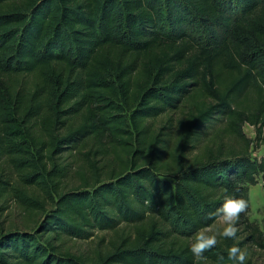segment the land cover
Returning a JSON list of instances; mask_svg holds the SVG:
<instances>
[{
	"label": "trees",
	"instance_id": "trees-1",
	"mask_svg": "<svg viewBox=\"0 0 264 264\" xmlns=\"http://www.w3.org/2000/svg\"><path fill=\"white\" fill-rule=\"evenodd\" d=\"M246 124L264 144V0H0V200L56 194L0 232V264H232L234 243L258 264L264 223L244 214V237L188 251L264 185ZM78 162L95 180L60 191Z\"/></svg>",
	"mask_w": 264,
	"mask_h": 264
},
{
	"label": "rangeland",
	"instance_id": "rangeland-1",
	"mask_svg": "<svg viewBox=\"0 0 264 264\" xmlns=\"http://www.w3.org/2000/svg\"><path fill=\"white\" fill-rule=\"evenodd\" d=\"M185 114H178L176 118L184 117ZM173 132V130H171ZM175 131V129H174ZM245 134L248 139L252 140L251 152L254 159H260L264 157V144L260 143L257 139V133L255 128L250 124L245 126ZM230 146L234 149H245L247 143L245 141L241 142L238 140L229 139ZM61 160H59L60 162ZM100 166L103 165L104 161H101ZM118 163V161L116 162ZM72 169L82 170L81 174L72 173L70 176L65 178L59 186L60 191H67L70 189L82 187L84 183V178L89 181H94L93 173L87 171V168L79 166V162L72 165ZM76 170V171H77ZM6 176H11L14 172L13 165H6L3 169ZM31 195L36 201L34 206H25L24 203L17 197L12 195H5L0 200V232H6L9 230H32L35 228L37 223L43 218L45 210L52 207V199L56 198V194L53 190L49 192L39 190L36 193L27 194ZM249 200L250 206L247 212L244 214V220H249L252 223H257L263 226L264 223V185L259 179V183L256 185L249 186ZM241 220L238 221V234L244 237V228L240 224ZM224 225L219 219L213 226L207 228L206 230L209 234H217L222 231ZM107 236L110 237L108 233H99L97 237ZM70 246L74 248H87L90 243L71 240L68 242ZM252 253H254L255 261L258 264H264V253L253 248Z\"/></svg>",
	"mask_w": 264,
	"mask_h": 264
},
{
	"label": "clouds",
	"instance_id": "clouds-1",
	"mask_svg": "<svg viewBox=\"0 0 264 264\" xmlns=\"http://www.w3.org/2000/svg\"><path fill=\"white\" fill-rule=\"evenodd\" d=\"M249 208V201L243 196L226 197L222 204L213 212L208 214V219L219 218L224 227L218 235L224 239L237 240L238 221L242 214H245ZM217 234H209L207 230L197 231L194 235V240L190 244L188 251L191 253L194 260L203 259L206 252L211 251L217 246ZM227 260L232 264H247V252L238 244L234 243L228 247ZM224 257L219 258V264H223Z\"/></svg>",
	"mask_w": 264,
	"mask_h": 264
}]
</instances>
